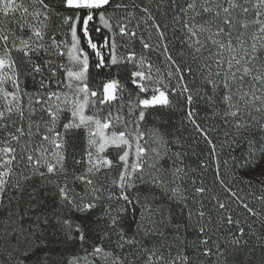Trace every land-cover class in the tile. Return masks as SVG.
<instances>
[{
    "label": "snow or ice",
    "instance_id": "1",
    "mask_svg": "<svg viewBox=\"0 0 264 264\" xmlns=\"http://www.w3.org/2000/svg\"><path fill=\"white\" fill-rule=\"evenodd\" d=\"M237 9L245 17L239 21L245 31L239 32L234 43ZM136 10L142 13L139 18ZM180 11L184 18L174 17V22L181 27V44L191 51L193 61L208 41L217 46L215 73L213 65L206 63L202 75L207 72L205 82L213 89L223 87L222 101L229 109L225 116L234 119L235 132L220 145L221 149L227 145L229 159L222 160L208 132L188 112L209 146L207 159L197 167L205 171L212 167L211 185L203 176L191 175L195 169L185 163L187 152L178 139H166L158 129L141 128L147 109L168 107L173 103L170 96L190 93L186 83L170 88L157 78L155 66L143 54L153 49L148 42L151 33L145 39L138 37L136 29L152 21L149 27L158 38L155 47H162L166 60L175 65V73L169 71L167 77L176 75L184 81L181 66L167 43H162L167 40L166 26L156 22L147 6L126 0H59L54 9L49 0H0V264H80L78 257L52 258L49 213L36 212L44 202L35 185L27 192L23 210L18 204L12 207V198L4 204V193L23 194L34 177L41 181V188L55 192L59 204L51 212L56 222L51 226L66 243L77 237L82 245L87 243L90 228L81 221L91 220L100 203L109 201L94 222L99 242L91 244L85 264H230L247 246L245 236L253 233H246L241 221L229 214L231 203L240 204L252 217H260L261 211L233 191L227 173L247 177L249 182L252 175L264 177V123L251 116V110L264 112V92L257 95L264 89V61L259 55L264 51V0H190ZM197 16L202 23H197ZM133 19L137 23L130 27ZM250 26L256 31L249 46L245 36ZM93 29L111 35L98 44L91 35ZM206 32L210 35L201 40ZM214 36H227V41ZM137 39L141 53L132 47ZM224 51L230 59L221 80ZM93 69L102 79L93 76ZM187 71L191 74L192 67ZM246 77L255 83L233 103L232 84L239 80L243 86ZM186 99L190 104L191 94ZM241 101L250 109L249 121L241 118ZM77 133L82 134L79 147ZM138 183L163 192L180 209L184 222L176 221L171 212L165 217L147 195L135 197L134 202L129 189ZM216 187L222 194L216 193ZM255 200L264 205V187ZM137 203L141 218L136 232L129 235L123 227L124 214L127 205L135 208ZM260 223L264 227V219ZM182 228L193 230L196 239L189 242ZM141 233L152 238L150 244L138 238Z\"/></svg>",
    "mask_w": 264,
    "mask_h": 264
},
{
    "label": "trees",
    "instance_id": "2",
    "mask_svg": "<svg viewBox=\"0 0 264 264\" xmlns=\"http://www.w3.org/2000/svg\"><path fill=\"white\" fill-rule=\"evenodd\" d=\"M52 4L53 8H57L59 6V0H49ZM127 3H136L142 6H147L151 12V14L155 17L157 23H160L162 27H165V35L167 40L162 43H167L169 53L172 55L173 60L176 61L177 65L181 66L184 81H178L176 75L172 78L167 77V73L172 71L175 73V65H172L168 62L163 54V48H156L155 42L158 39L154 29L150 28L152 21H148L147 24L141 23L139 29H136L139 36H144L145 39L148 38L149 33H151V40L149 43L153 44V49L143 50V54L147 57V59L155 66L153 69V74L157 76V78L163 79L164 83L169 84L171 88L172 85H176L179 83H186L188 88L190 89V93H183L182 95H173L170 96V100L173 103L168 107H156L150 108L145 111V119L141 122V128L145 131L151 132L153 129H158L161 134L165 135L166 139L176 140L178 139L181 144H183L187 155L184 158L185 163L192 169H195V172L191 173L193 177L203 176L206 182L211 185L213 179V170L210 166L206 171L197 167L201 160L207 159L208 154V145L204 142L203 138L200 134L195 130L193 124L190 122L188 118V112L191 110L193 112V118L197 121L201 128L205 129L208 132L209 137L213 140V142L217 145V150L220 152L221 159H229L228 153L229 149L227 145L220 148L221 144H224L226 140L230 139L231 134L235 132V128L232 126L234 124V119L230 116L226 117L225 112L229 109L227 105L222 101V96L224 94L223 87H218L213 89L210 84L205 82L204 77L207 76V72H203V66L206 63H211L213 65L212 71L215 73L216 68L214 61L216 59L215 53L217 52V46L213 45L211 41L207 42L205 49L202 50L201 54H198V59L193 61L192 54L186 46H182L181 37L183 36V32L179 24L174 22V17L179 16L181 19L184 18L183 13H181L180 9L182 7H186V4L190 2V0H126ZM200 0H198V3ZM221 3H224L225 0H220ZM238 3H243L244 0H237ZM225 6L227 4L225 3ZM18 15V14H17ZM119 15H123V13H119ZM142 13L139 10H136V17L139 18ZM191 15V13H189ZM234 20L236 21L235 27L232 30V37L235 43V37L239 34V32L245 31L241 29L239 26V21L245 19L244 16L240 14L239 9H237L233 13ZM146 19V17H145ZM204 19H209V17H204ZM251 19V16L248 17ZM11 20V17H9ZM197 23H202V20L199 16L196 17ZM137 23L136 19H133L130 27H134ZM220 23V21H217ZM14 26V25H13ZM99 27V24L96 25ZM92 26L90 25V28ZM216 31L215 24L212 26V32ZM256 31L255 27L250 26L246 30L245 40L246 43L250 46L252 43L251 34ZM91 35L93 37L94 42L98 44L103 42L104 36H110L106 30H103L100 33L95 32L93 29L91 31ZM210 35V33H204L201 35L200 39L204 40L206 36ZM214 39H222L227 41V36H214ZM119 43H125L120 41ZM132 47L137 51V53L142 52V46L140 44L139 39L135 40ZM124 52V49L121 48V53ZM184 52L185 55L181 56L180 53ZM104 55L107 57V50H104ZM260 61H264V51L259 53ZM94 59V55L92 57ZM230 59V53L228 51L223 52V60L224 64L221 68V77L219 79H223V73L228 69V60ZM234 63V62H233ZM192 67V73L189 74L187 69L188 67ZM159 68V74L156 73L155 69ZM235 71V68H233ZM93 76L96 77L97 80L102 79V76H96V70H92ZM212 78L215 79V76ZM255 83L251 81L249 78H245L243 81V86H241V82L237 80L232 84V92L235 93L233 97V103H235L236 99L243 93L251 90V85ZM259 87V86H258ZM179 91V90H178ZM264 92L262 89L261 92H257V95H261ZM191 94L192 101L189 104L187 102V95ZM135 96H133V100H135ZM259 103V102H257ZM241 108V118L245 121H249L251 116H255L257 120H260L264 123V112L257 113L254 110H251V116L249 115L250 109L245 107L244 102H240ZM145 139H149L148 136ZM75 143L79 147L82 144V134L77 133ZM151 143V141H149ZM155 147V145H152ZM175 150V149H173ZM110 152L114 154V150L110 149ZM111 175H115L113 172ZM227 179L231 181V186L233 191H236L238 196L242 197L246 202L249 203L250 206L256 208L258 211H261L260 217H252L246 213V211L242 208V206L236 202L231 203V211L229 214L233 216L234 219H239L241 221V226L245 228L246 233H253L252 235H246L245 239L248 240V244L245 248H242L239 252H237L232 258L230 264H264V227L261 226L260 220L264 219V205L258 200H255V197L261 195V188L264 187L262 181H264V177L259 175H252L250 178L240 177L237 174L235 177L231 172L227 173ZM31 185H35L39 189V199L43 200V204L40 207L36 208V212L39 214L42 210H46L49 213L50 226L48 229V248L50 250V254L52 258L57 261H69L73 258H80V264H85L84 257L86 256V252L90 251L91 244L99 241L96 236V226L95 221L99 219L103 215V211L105 207L108 206L109 201H102L98 208L95 210V215L91 218V220H83L82 223H86L89 225L90 231L87 233L88 242L85 244H81L78 237L72 241L65 242L62 234H58L55 232L54 228L51 225H55V219L52 218L51 212L54 209H58L59 201L55 196L54 190L49 188H41V181L38 177H34L30 182V185L23 194L16 193L15 191H8L3 195L4 204L7 205L8 199H13L12 207L16 208L17 204L19 205V209L23 210L28 203V195L27 192L31 191ZM217 194H222V189L219 187L215 188ZM131 193V198L135 202V197L140 196L142 199L145 195L149 196V198H154V203L159 205L160 208L164 210L165 217L168 216L169 212L172 213V216L176 221L181 223L184 222V218L181 215V211L175 204L171 201L167 200L166 195L160 190L152 187L150 184L146 183H138L135 189H129ZM227 195V194H223ZM207 203V201H205ZM210 206V205H209ZM112 207H116L115 204ZM127 212L124 214L123 219V227L126 232L131 235L136 232L137 229V221L141 218L140 215V204H136L134 208L131 204L127 205ZM104 223L103 220L100 221L102 225ZM250 226V227H249ZM181 232L187 238L189 242L196 239V233L193 230H189L188 232H184V229H181ZM143 240V243L150 244L152 241L151 237H138ZM191 251V250H190ZM99 264V262H97ZM195 264H199V262H195ZM211 264V262H209Z\"/></svg>",
    "mask_w": 264,
    "mask_h": 264
},
{
    "label": "rangeland",
    "instance_id": "3",
    "mask_svg": "<svg viewBox=\"0 0 264 264\" xmlns=\"http://www.w3.org/2000/svg\"><path fill=\"white\" fill-rule=\"evenodd\" d=\"M104 201H106V200H104ZM104 201H103V202H104Z\"/></svg>",
    "mask_w": 264,
    "mask_h": 264
}]
</instances>
